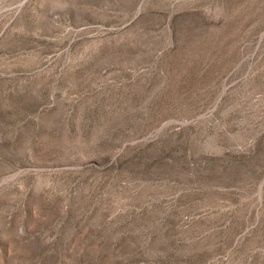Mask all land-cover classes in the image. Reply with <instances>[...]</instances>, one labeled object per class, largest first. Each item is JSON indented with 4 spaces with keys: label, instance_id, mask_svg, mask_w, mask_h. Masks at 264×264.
Wrapping results in <instances>:
<instances>
[{
    "label": "rangeland",
    "instance_id": "obj_1",
    "mask_svg": "<svg viewBox=\"0 0 264 264\" xmlns=\"http://www.w3.org/2000/svg\"><path fill=\"white\" fill-rule=\"evenodd\" d=\"M0 264H264V0H0Z\"/></svg>",
    "mask_w": 264,
    "mask_h": 264
}]
</instances>
